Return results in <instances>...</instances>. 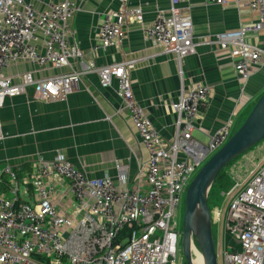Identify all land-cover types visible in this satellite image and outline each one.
<instances>
[{"label": "built area", "instance_id": "2783aa9c", "mask_svg": "<svg viewBox=\"0 0 264 264\" xmlns=\"http://www.w3.org/2000/svg\"><path fill=\"white\" fill-rule=\"evenodd\" d=\"M114 1L116 8L101 14L93 51L117 46L125 24L143 22L140 6H131L129 0ZM82 2L57 0L36 10L29 0H0V108L6 98L24 94L28 88L43 101L73 91L82 74L75 69L43 78L26 71L19 74L18 83L2 70L17 60L55 69L79 61L83 51L68 43L65 19ZM203 2L222 5L226 0ZM245 3L257 11L258 18L219 32L207 43L227 49L235 71L247 80L250 68L264 53L247 39L264 28V0ZM177 4L178 0H169L168 10L157 11L143 31L162 54H172L180 63L195 43L192 19ZM138 60L103 66L90 61L87 70L98 75L103 88L116 82L122 108L147 151V162L137 168L130 182L124 172L118 173L117 180L90 176L61 151L50 159L37 158L23 176L18 175L21 169H0V184L2 176H7L4 190L0 189V264H181L177 244L182 196L201 163L228 140L233 127L230 120L224 122L210 134L207 153H194L198 144L188 143L209 92L208 86L198 85L172 103L175 132L170 141L164 140L133 96L130 72ZM222 194L228 197L224 219L220 220L217 210L211 220L212 224L220 221L222 233L234 243H214L216 258L221 257L222 264H263L264 143L238 158L233 181ZM190 252L191 258L199 254L202 260L193 238Z\"/></svg>", "mask_w": 264, "mask_h": 264}, {"label": "crops", "instance_id": "0c3cea01", "mask_svg": "<svg viewBox=\"0 0 264 264\" xmlns=\"http://www.w3.org/2000/svg\"><path fill=\"white\" fill-rule=\"evenodd\" d=\"M29 1L34 9L43 10L49 2L57 0ZM129 4L142 8L143 22L125 24L117 46L105 51L92 50L98 41L101 14L116 8L117 3L84 0L65 19L68 43L78 45L83 51L79 61L55 69L48 64L37 68L26 60H17L2 70L14 83L26 71L32 72L34 78L74 69L82 74L73 91L63 98L38 100L32 88H28L24 94L5 99L0 108L1 170L21 169L18 175L23 176L37 158L50 159L61 151L76 168L90 176L107 175L117 180L118 173L124 172L129 182L132 181L137 168L147 162V151L122 108L116 82L101 87L98 75L87 70L90 61L103 66L139 58L130 72L133 96L166 141L175 132L176 114L172 103L189 89L208 86L207 105L201 110L188 143L198 144L194 153H207L209 136L221 124L230 120L234 128L239 119L245 118L264 92V53L244 80L235 71L228 50L207 42L219 32L232 31L255 21L257 11L250 9L245 0H226L222 5L178 0L181 12L192 19L195 43L193 51L178 63L174 55L162 54L161 48L147 39L143 31V26L153 22L157 11L168 10L169 0H129ZM247 39L264 51V28ZM181 155L190 160L185 153ZM6 180L7 176L3 175L1 190Z\"/></svg>", "mask_w": 264, "mask_h": 264}, {"label": "water", "instance_id": "95a60500", "mask_svg": "<svg viewBox=\"0 0 264 264\" xmlns=\"http://www.w3.org/2000/svg\"><path fill=\"white\" fill-rule=\"evenodd\" d=\"M263 138L264 92L257 98L238 129L216 152L206 158L186 188L180 238L185 264H193L191 238L201 252L203 264H217L211 213L207 203L208 191L224 166Z\"/></svg>", "mask_w": 264, "mask_h": 264}, {"label": "rangeland", "instance_id": "374dc122", "mask_svg": "<svg viewBox=\"0 0 264 264\" xmlns=\"http://www.w3.org/2000/svg\"><path fill=\"white\" fill-rule=\"evenodd\" d=\"M247 115H248V113H247ZM246 116H245V118H246ZM242 119L243 118L239 119V121L235 124L231 134H233L238 129V127L242 124V122L244 121V119L243 120ZM263 143H264V138L261 139L259 142H257L252 147H250L249 149H247L240 156L253 151L255 148H257L260 144H263ZM239 157H236V159L233 160L229 165L224 166L225 173H226V175L229 178L231 183H232L233 178H234V168H235V165H236L237 160H238ZM256 159L257 158H254V161H256ZM203 162L201 163V165L203 164ZM220 187H221L222 190L220 189V190H217V191L209 193V195L207 197V203H208V208L210 210V213H212V211L214 209H217L220 212V216L219 217H220V220L222 221L224 219L223 217H224V213H225V210H226L228 197H227V195L222 194L224 189H226V187L225 186L223 188H222V186H220ZM183 213H184V196H182L181 207H180L179 212H178V222H179V227L180 228H182ZM212 234H213V241H214L215 244L217 243V241L225 242L226 245L234 243V239H232L229 235H225L224 233H222V227H221V222L220 221H218L217 223L213 222V224H212ZM223 234H224V236H223ZM180 246H181V241H180V239H178L177 247H180ZM181 264H185V260H184L183 257H182ZM217 264H222L221 257H217Z\"/></svg>", "mask_w": 264, "mask_h": 264}, {"label": "trees", "instance_id": "16d2710c", "mask_svg": "<svg viewBox=\"0 0 264 264\" xmlns=\"http://www.w3.org/2000/svg\"><path fill=\"white\" fill-rule=\"evenodd\" d=\"M239 157V156H238ZM236 159V158H235ZM233 159V160H235ZM232 160V161H233ZM232 161H230L227 165H229ZM231 185V182L229 180V178L227 177L226 173H225V168L223 167L220 172L217 174V176L215 177V179L213 180L210 189L208 191V195L210 192H214L217 190H220L222 186V188L225 186L226 189H228V187ZM224 189V191L226 190ZM222 190V189H221Z\"/></svg>", "mask_w": 264, "mask_h": 264}, {"label": "bare ground", "instance_id": "6f19581e", "mask_svg": "<svg viewBox=\"0 0 264 264\" xmlns=\"http://www.w3.org/2000/svg\"><path fill=\"white\" fill-rule=\"evenodd\" d=\"M217 216V209H214L211 213V217L214 218ZM192 263L193 264H202V260L201 257L199 256V254H196L193 258H192Z\"/></svg>", "mask_w": 264, "mask_h": 264}, {"label": "flooded vegetation", "instance_id": "af4514ba", "mask_svg": "<svg viewBox=\"0 0 264 264\" xmlns=\"http://www.w3.org/2000/svg\"><path fill=\"white\" fill-rule=\"evenodd\" d=\"M178 233L181 235V228H178ZM198 264V263H197Z\"/></svg>", "mask_w": 264, "mask_h": 264}]
</instances>
